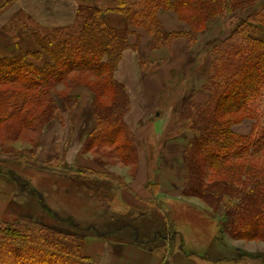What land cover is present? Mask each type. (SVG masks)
<instances>
[{"label": "trees", "instance_id": "trees-1", "mask_svg": "<svg viewBox=\"0 0 264 264\" xmlns=\"http://www.w3.org/2000/svg\"><path fill=\"white\" fill-rule=\"evenodd\" d=\"M111 1L107 10L124 16L122 28L108 25L103 18L106 9L95 2L77 0L71 24L30 29L28 36L35 48L23 49L17 42V51L0 56V150L9 146L7 153L18 152L25 162L36 160L33 148L17 151L14 147L21 139L27 141L40 122L63 119L55 96L75 105L73 100L78 99L70 97L72 91L63 93L75 82L73 86L85 85L94 94L95 126L82 152L108 147L109 156L136 168L138 146L126 121L132 103L125 84L116 77L125 51L132 48V26L148 33L153 49H170L180 38L193 47L198 33L218 18H238L227 37L206 45L210 61L202 88L207 100L190 98L183 112L176 114L182 131L192 133L183 153L182 194L199 197L214 210L224 205L223 217L217 218L218 225L223 223L218 232L234 240L264 242V38H260L264 0ZM160 10L175 12L188 30H168L158 16ZM144 62L141 60V65ZM61 84L63 90L58 89ZM244 119L255 120L249 134L233 129ZM38 169L52 185L60 179L79 181L75 172L84 170L80 167L77 171L68 163L59 167L45 164ZM10 175L20 193L38 198L35 205L43 214L32 209L34 216L27 217L30 221L12 220L18 217L9 211L10 207L14 210L13 205L0 214V264H96L84 253L83 237L90 236L87 232L93 226L83 228L74 216H62L51 207L46 196L50 192L42 189V183L32 185L22 171L11 170ZM162 209L172 221V209ZM51 219L71 223L85 235L50 225L47 221ZM95 233L107 234L103 230ZM235 258L264 263V253H238Z\"/></svg>", "mask_w": 264, "mask_h": 264}, {"label": "rangeland", "instance_id": "rangeland-1", "mask_svg": "<svg viewBox=\"0 0 264 264\" xmlns=\"http://www.w3.org/2000/svg\"><path fill=\"white\" fill-rule=\"evenodd\" d=\"M26 20V16L20 14L4 28L14 36L18 43L19 38L24 41L26 38L28 41H33L29 38L28 31L36 27H29ZM237 20L238 18H218L217 21H220L222 25L221 30L216 26L209 29L208 25L206 30L198 33V39L193 48L199 49L198 47H203V42L205 41L212 40L217 42L227 37L232 25ZM260 38H264V31ZM19 47L24 49L26 44H20ZM152 50L155 51L153 48ZM2 55L7 54L0 53V56ZM120 64L116 77L127 88L126 83L123 82L118 74ZM144 64H146L145 68L150 69V64L146 63V61ZM200 68L199 66V71ZM74 83L72 84L74 85ZM71 87L64 89L63 93L72 91L70 97L78 99L77 101L73 100L76 102L75 105H69L60 95L55 96L60 105L59 112L63 115V119L56 118L51 121L40 122L28 134L27 141L21 139L14 147L17 151L33 148L37 153L36 160L25 162L22 158H19L18 152L7 153L6 151L11 150L9 146L0 150V214H4L10 205L14 206V210L10 209V207L9 211L18 213V217L12 218V220L22 218L30 221L27 217L34 216L30 214L32 209L37 213L41 212L43 214V210L35 205L38 198L20 193L17 190V185L10 175L11 170H15L16 173L22 171L23 178L31 182L32 185L39 186V183H42L45 188H41L50 192L47 194L45 192L49 205L62 216H74L76 222L83 228L91 227L92 225L93 229L87 233H90V236L93 237H98L95 232L102 230L104 232L107 231L110 236L114 237L117 229H120L123 231L135 230L142 239L153 241L154 239L160 240L163 238L161 236L163 233L160 234V226H170L165 234H168V230H171L169 231L170 237H172L173 241H175V238L177 239L175 247L173 244L172 248L170 247L173 252H175L174 248L180 246L179 249L183 248V252L186 255L192 253L199 255V257L203 256L212 259L214 253L212 254L211 250H215V253L216 250H221L222 255H230L235 252L237 255L238 253L259 254V250L264 249V242L243 239L234 240L223 231L219 232V236L214 238L212 244L209 243L207 245L208 233L216 235L219 227L220 229L222 228L223 223L221 222L222 224H220L219 222L218 225L217 218L223 217L224 205L218 210H214L212 205L204 202L199 197L182 194L185 172L183 153L187 143L192 138V133L182 131L181 124L176 122V114L183 112L190 98L196 99L193 94H186L187 101L184 98L176 100L174 104H171V108L162 110L159 108L160 116L158 114L150 116L147 114L146 109L140 106V112L134 110V100L127 88L132 105L126 121L134 131L135 141L138 146V164L134 168L123 164L113 156H109L110 148L108 147H101L98 150L88 151L87 153L82 152L84 142L95 126V117L92 112L94 94L85 85L80 84ZM63 88H65L63 84L58 86L59 90H63ZM133 117L136 119L135 121ZM254 123L255 120L244 119L233 125V129L240 134H249ZM141 154L144 157L145 165L146 163L148 165V160L150 161V171L147 174H142L138 171ZM61 158H64V161L60 160ZM64 163L74 166L78 169L77 171H79L80 167L83 168V172H75L76 176H78L77 180L82 182L88 179V181L81 183L76 180L70 182L69 180L63 181V179H60L53 181L52 185L51 181L44 180L45 175H41V171L38 169L45 164L59 167V165ZM85 167L91 168V171H85ZM58 169L63 168L60 167ZM146 179L148 180L144 185L142 182L146 181ZM120 187L126 189V194L130 188L139 189L141 191L138 194V196L140 195L139 197L142 198L141 194L143 196L146 194V197L144 196V205L150 203L152 206L145 213H139L131 207L123 208L118 205L115 199L116 195L120 196L118 194ZM168 202H171V204H168ZM166 206L172 209L171 225L168 223L169 217L162 209V207ZM15 208L18 209L15 210ZM127 213L130 214L126 218L122 219L120 217ZM203 213L208 214L207 217ZM210 213H214L217 216H214V214L209 215ZM47 223L50 225L58 224L65 230L69 229L75 234L85 235L68 222H57L51 219ZM152 226L155 229L154 238L152 235L147 239L148 235L144 234L143 230ZM177 227H179V231ZM177 231L178 233H176ZM83 238L86 240L89 236ZM188 240L193 241L194 244L197 243L199 247L196 250L195 247H192L193 245L190 247ZM235 245H241V248H236Z\"/></svg>", "mask_w": 264, "mask_h": 264}, {"label": "crops", "instance_id": "crops-1", "mask_svg": "<svg viewBox=\"0 0 264 264\" xmlns=\"http://www.w3.org/2000/svg\"><path fill=\"white\" fill-rule=\"evenodd\" d=\"M91 1L106 9L103 18L108 25L114 28H122L125 25V18L121 13L107 10L112 6L111 0ZM77 6V0H0V53L11 54L17 51V41L12 34L4 29L13 22L15 17L20 14L26 16L29 27L65 26L75 20ZM158 16L168 30H188V25L180 21L173 11L160 10ZM214 26L221 30L220 21L214 20L209 23V29ZM131 29L133 31L130 36L132 48L125 51L118 74L132 94L136 112H140V106L145 108L150 116L152 114L160 116L159 108L161 110L171 108V104L181 98L187 101L186 94H193L199 101L207 100L208 94L202 87L207 77L210 61V57L206 53L208 48L206 44L212 40L203 42L204 46L196 49L190 48L187 42L180 38L174 42L171 49L154 51L151 47V37L143 28L132 26ZM19 39V44H26V49L35 48L27 38L25 41L22 38ZM134 45L136 49L133 48ZM143 59L150 64V69L145 68L146 64L141 65L140 61ZM199 66L201 67L200 71L198 70ZM142 156L141 154L138 171L147 174L150 171V161L148 160V165L147 163L145 165ZM147 180L142 183L145 185ZM125 191L126 189L120 187L118 189L120 196L116 195L115 197L118 205L123 208L131 207L139 213H145L152 206L150 203L144 205L146 194L145 197L143 194H141L142 198L139 197L138 194L141 192L139 189L130 188L127 194ZM203 214L207 217L205 213ZM168 223L171 225L170 220ZM167 228L169 229L170 226H160V234L163 233L161 234L163 238L153 241L142 239L135 230L117 229L114 237L105 231L107 234L104 233L98 237L89 236L85 240L84 253L96 264H264L258 259H236V252L233 253L235 255H222L221 250H216V253L215 250H211L212 254L214 253L212 259L199 257L192 253L186 255L183 248L179 249L180 246L174 248L175 252H173L170 247L172 248V244L175 247L177 239L172 240L169 233L171 230L165 234L164 230ZM143 232L148 235L147 239L152 235L154 238L155 229L153 226L145 228ZM218 236L219 232H216V235L208 233L207 245L212 244L214 238ZM188 243L190 247L193 245L195 250L199 247L193 241L188 240ZM235 246L241 248V245ZM259 251V253H264V249Z\"/></svg>", "mask_w": 264, "mask_h": 264}]
</instances>
